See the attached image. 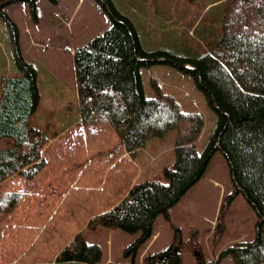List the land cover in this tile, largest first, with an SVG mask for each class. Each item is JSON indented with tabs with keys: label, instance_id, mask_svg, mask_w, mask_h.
I'll list each match as a JSON object with an SVG mask.
<instances>
[{
	"label": "trees",
	"instance_id": "1",
	"mask_svg": "<svg viewBox=\"0 0 264 264\" xmlns=\"http://www.w3.org/2000/svg\"><path fill=\"white\" fill-rule=\"evenodd\" d=\"M19 2L36 15L37 0H0L18 68L16 75L0 77V264H116L102 263V247L83 235L99 229L138 234L125 249V256H135L154 237L157 217L171 220L169 209L200 182L217 151L234 185L221 213L241 193L257 215L254 239L224 247L220 258L264 264V105L252 112L235 108L264 97V5L254 14L245 12L209 49L243 94L222 70L201 60L203 55L145 53L134 21L113 0H94L110 25L74 49L80 118L50 137L31 124L40 103L38 72L23 55L17 24L5 12ZM154 65L190 75L216 113L202 153L197 142L203 113L183 112L156 79L154 97L145 96L141 70ZM171 130L175 160L163 169L167 184L137 183L134 155ZM172 229L178 242V228ZM190 242L170 244L142 264H184L183 250L194 246Z\"/></svg>",
	"mask_w": 264,
	"mask_h": 264
},
{
	"label": "rangeland",
	"instance_id": "2",
	"mask_svg": "<svg viewBox=\"0 0 264 264\" xmlns=\"http://www.w3.org/2000/svg\"><path fill=\"white\" fill-rule=\"evenodd\" d=\"M139 1L149 5L148 11L154 17L158 15L162 21L173 18L172 25L175 19L179 25L183 21H194L198 27L192 42L193 52L186 50L185 55L199 57L210 49L221 34L224 12L221 4L210 5L215 0H172V13L169 12L167 0H161L162 3L160 0H113L123 13H126L129 4ZM175 2L179 4L177 9ZM154 8L156 14L151 10ZM173 11H176L175 15ZM5 12L17 24L23 55L38 72L40 103L31 117V124L54 137L80 118L70 51L104 32L110 22L94 0H58L56 3L37 0L35 16L26 2H19L6 6ZM133 19L139 25L136 16ZM153 25L158 39L152 41V46L149 45L151 50H165L167 47L172 51H185L171 44L173 30L171 33L161 31L163 25L157 19ZM146 26L150 28V21L146 22ZM185 41H188V46L191 45L189 39ZM12 49L8 26L0 17V77L18 73ZM142 79L147 98L155 95L152 79H156L163 92L178 101L183 112L203 113L205 127L197 142V149L202 153L215 130L217 118L192 77L173 67L154 65L142 69ZM262 98L260 101L235 104V108L239 112L257 111L258 105H264ZM243 106L245 110L240 109ZM175 138L176 131L171 130L163 137L149 140L146 147L134 155L138 168L137 183L157 180L167 184L163 169L175 160ZM233 188L225 158L221 151H217L200 182L169 209L171 220L167 221L163 215L157 217L154 223L156 236L135 256H125V249L138 234H129L120 229H99L84 230L83 235L88 242L102 247V263L142 264L146 256L164 250L175 242L190 240L194 246L190 250H183L184 264H235L228 256L220 258L222 250L234 242L254 239L257 215L241 193L235 196L226 213H221L222 200L232 193ZM173 226L178 228V242L173 236ZM198 246L200 251L196 253L193 248Z\"/></svg>",
	"mask_w": 264,
	"mask_h": 264
},
{
	"label": "crops",
	"instance_id": "3",
	"mask_svg": "<svg viewBox=\"0 0 264 264\" xmlns=\"http://www.w3.org/2000/svg\"><path fill=\"white\" fill-rule=\"evenodd\" d=\"M167 2L169 3L168 4L169 6L174 5V3L171 4L172 0H167ZM216 3L218 5L221 4V6L223 7L224 15H223V23H222V29H221L223 31L228 26H230L232 23L240 20L245 12L249 15V14H254L258 12L259 10H261L262 6L264 5L263 4L264 0H215L210 5L216 4ZM175 5H176L175 9H177V6H179V4L175 2ZM171 8L172 7L170 6V9H169L170 13H172ZM149 9H150L149 5L145 4L144 2L139 1L137 4L135 3L129 4V7L126 13H124L134 21L137 27L140 39H141L143 51L145 53H155V52L169 53L176 57L189 56V55H185V53H186V50L193 52L194 44H192V42L194 40V37L196 36L195 34L197 32V27H198L196 26V24H194V21L191 20V23H188L187 21H183L179 25L175 19L174 25H172V22L174 20L173 18L171 19L163 18L166 21H162L158 19L159 18L158 15H155L154 17L153 14H150V12L148 11ZM155 9L156 8L151 9L153 10L154 14H156ZM173 14L175 15L176 11H173ZM135 16H136V20L139 22V25H137V23L133 19V17L135 18ZM156 19L159 20V22H161V24L163 25L162 27H160L161 31L166 32V33H171V31L173 30L174 39L171 40L170 42L173 46H176L177 48H182V50H185L184 52L183 51L182 52L172 51L171 49L167 47L165 48V50H158V49L151 50L150 49L149 45L153 44L152 41L158 39V34H156L153 29L154 28L153 22ZM147 21H150V28L146 26ZM186 39H189L191 41L190 46L186 44L188 42V41H185ZM169 50H171L172 52ZM73 51L74 49L70 51L71 55ZM202 55H203V58L201 60H203L204 62H210L213 66L222 70L226 74L228 81L233 85V87L237 89L240 93H245L240 88V86L237 84L235 79L230 75L227 69L217 59H215L211 55L209 49L208 51H205ZM141 75H142V70H141Z\"/></svg>",
	"mask_w": 264,
	"mask_h": 264
}]
</instances>
